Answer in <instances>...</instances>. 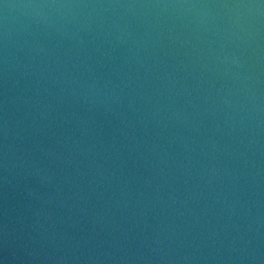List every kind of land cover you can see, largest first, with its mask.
I'll return each mask as SVG.
<instances>
[{
	"label": "water",
	"instance_id": "1",
	"mask_svg": "<svg viewBox=\"0 0 264 264\" xmlns=\"http://www.w3.org/2000/svg\"><path fill=\"white\" fill-rule=\"evenodd\" d=\"M0 264H264V0H0Z\"/></svg>",
	"mask_w": 264,
	"mask_h": 264
}]
</instances>
